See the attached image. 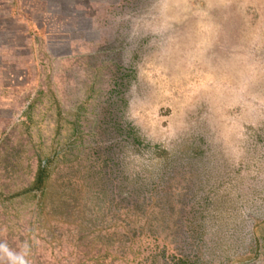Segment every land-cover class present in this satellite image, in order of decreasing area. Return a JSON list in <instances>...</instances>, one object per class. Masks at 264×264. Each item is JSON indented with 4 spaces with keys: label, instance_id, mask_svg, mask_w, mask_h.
<instances>
[{
    "label": "rangeland",
    "instance_id": "1",
    "mask_svg": "<svg viewBox=\"0 0 264 264\" xmlns=\"http://www.w3.org/2000/svg\"><path fill=\"white\" fill-rule=\"evenodd\" d=\"M0 191L30 264H264V0H0Z\"/></svg>",
    "mask_w": 264,
    "mask_h": 264
},
{
    "label": "trees",
    "instance_id": "2",
    "mask_svg": "<svg viewBox=\"0 0 264 264\" xmlns=\"http://www.w3.org/2000/svg\"><path fill=\"white\" fill-rule=\"evenodd\" d=\"M27 111L28 114L31 115V112H29L30 108ZM28 114H27V118L29 119L30 115L28 116ZM155 150L156 152H158L156 153L157 155H165L164 150L160 149L158 146H156ZM70 151L71 148L69 146L66 147L62 146L61 148H58L53 145H50V147L47 150V152L49 153L48 156L46 154L44 156H40L38 154L31 184L23 188L22 190L11 194L9 198L14 199L22 196L23 194L26 195L30 194L32 195V198L37 201L36 203L40 205V203L43 202L44 196L52 184V178H53L52 176L57 171V167H58L56 165L63 161H66L67 153ZM1 196L5 197V195H2V191H0V197Z\"/></svg>",
    "mask_w": 264,
    "mask_h": 264
},
{
    "label": "clouds",
    "instance_id": "3",
    "mask_svg": "<svg viewBox=\"0 0 264 264\" xmlns=\"http://www.w3.org/2000/svg\"><path fill=\"white\" fill-rule=\"evenodd\" d=\"M27 255V246L25 250L16 252L7 243H0V264H30Z\"/></svg>",
    "mask_w": 264,
    "mask_h": 264
}]
</instances>
